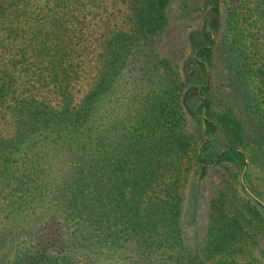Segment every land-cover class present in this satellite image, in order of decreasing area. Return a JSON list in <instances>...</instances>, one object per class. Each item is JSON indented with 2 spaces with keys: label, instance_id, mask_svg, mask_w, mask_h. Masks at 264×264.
Segmentation results:
<instances>
[{
  "label": "trees",
  "instance_id": "trees-1",
  "mask_svg": "<svg viewBox=\"0 0 264 264\" xmlns=\"http://www.w3.org/2000/svg\"><path fill=\"white\" fill-rule=\"evenodd\" d=\"M122 1L127 26L103 38L97 74L75 102L84 22L100 0H0V121L9 127L0 132V264H264V203L241 180L264 200V68L240 18L230 10L216 39L197 32L208 42L194 61L215 55L228 86L196 89L208 113L201 127L223 140L206 150L210 140L182 131L189 88L155 52L170 0ZM255 11L264 25V0ZM207 13L217 27L219 0ZM226 160L240 169L222 172L203 237L190 240L181 221L190 169Z\"/></svg>",
  "mask_w": 264,
  "mask_h": 264
},
{
  "label": "rangeland",
  "instance_id": "rangeland-1",
  "mask_svg": "<svg viewBox=\"0 0 264 264\" xmlns=\"http://www.w3.org/2000/svg\"><path fill=\"white\" fill-rule=\"evenodd\" d=\"M210 3L211 0H170L167 5L168 25L155 46V52L170 61L185 88H189L182 107L184 113L182 131L188 135H195L198 139L204 137L210 140L211 143L204 146L206 150H218L223 146V140L212 141L215 135L209 133L205 126L201 127L202 115L207 116L208 113L205 114V108L196 89L200 91L205 80L213 82L219 88L218 92H225L228 86L224 83L226 81L223 63L215 55L209 60H204L205 66L194 61L196 48L208 42L207 37H202L197 32L202 28L209 30L215 39L220 34L222 36L226 31L228 12L231 10L232 16V11L235 12L240 18L254 65L264 68V25L260 23L255 11L256 0H219L221 15L217 27L213 26V22L205 23L204 18L208 14ZM126 20L127 11L122 0H100L98 7L85 18L83 37L80 41L81 66L80 76L75 83V102L81 100L97 74L103 38L116 29L126 27ZM260 84L264 87V81ZM30 92L54 104L57 102L54 95L46 89L34 87ZM262 96L264 98V91ZM8 129L7 122L0 121V132H7ZM202 143L196 148L199 149ZM239 164L237 160H226L219 168L194 165L190 169L183 185L181 217L183 230L190 240L200 241L203 237L208 217V202L220 182L222 172H235L240 169ZM241 180L246 190L264 203L261 197L250 191L244 178ZM238 258L241 262L246 260L242 256Z\"/></svg>",
  "mask_w": 264,
  "mask_h": 264
}]
</instances>
